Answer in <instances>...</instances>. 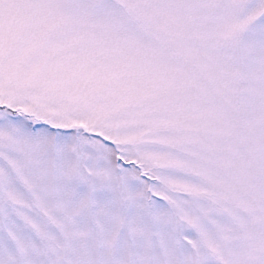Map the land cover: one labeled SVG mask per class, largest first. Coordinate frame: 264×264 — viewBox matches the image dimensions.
<instances>
[{
    "label": "snow or ice",
    "instance_id": "6c2138e0",
    "mask_svg": "<svg viewBox=\"0 0 264 264\" xmlns=\"http://www.w3.org/2000/svg\"><path fill=\"white\" fill-rule=\"evenodd\" d=\"M0 264H264V0H0Z\"/></svg>",
    "mask_w": 264,
    "mask_h": 264
}]
</instances>
